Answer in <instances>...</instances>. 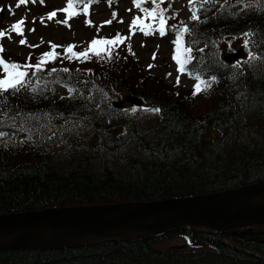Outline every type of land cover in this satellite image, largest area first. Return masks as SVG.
<instances>
[{"label":"trees","instance_id":"1","mask_svg":"<svg viewBox=\"0 0 264 264\" xmlns=\"http://www.w3.org/2000/svg\"><path fill=\"white\" fill-rule=\"evenodd\" d=\"M261 5L212 0L188 23L186 71L211 85L196 96L150 82L115 55L67 73L30 72L25 88L0 97V214L185 197L264 180ZM237 39L248 40L247 55L228 61L226 43ZM120 89L159 111L143 120L123 115L112 104ZM60 126L57 142L44 140ZM175 236L186 244L158 247ZM0 264H264V226L1 249Z\"/></svg>","mask_w":264,"mask_h":264},{"label":"rangeland","instance_id":"2","mask_svg":"<svg viewBox=\"0 0 264 264\" xmlns=\"http://www.w3.org/2000/svg\"><path fill=\"white\" fill-rule=\"evenodd\" d=\"M17 2L18 0H0V9H3L0 11V30L10 28L13 23L22 18L25 20L23 37L11 33L10 39L7 36L0 39V44L5 49L0 55L5 61L20 60L21 58L26 60L28 56H37L38 58L39 55L51 50V44L60 46L55 49L59 55H64L65 49L69 45H74V51L80 52L89 47V43L94 38L114 39L117 34H120L126 39L123 44L118 45L121 53L119 59L123 58L133 70L147 76L152 82H161L166 87L182 94L194 91L195 82L186 78L178 70L179 65L173 59L176 47L174 44L176 38L173 37L176 35V28L183 27L184 22L186 23L191 19L192 13L190 11L193 5L190 7L189 0H165L160 5L166 10L167 27L172 32L166 28L167 36L159 35L158 37L155 31L150 35H144L143 32L139 31L138 26L130 31L132 20L136 17H140L145 24H151L153 28L158 27L157 21L147 17L145 12L137 8L134 0H114L111 4L109 0H101L99 4L90 5L88 14H84L79 5L77 12L80 14L68 20L70 27L62 23L67 18V14L60 11L66 7L67 0H43V3L40 0L34 3L29 1L19 8L16 7ZM142 7L151 10L154 5L150 0H145ZM53 11L57 14L49 20L48 15ZM113 13H116L115 19H113ZM109 20L112 21L110 24L105 23ZM180 20H183V24L180 22L181 25L176 26V22ZM86 21H91V24H86ZM173 25L176 28H172ZM31 29H35V31H30ZM21 38L26 39L25 45L19 43ZM232 41L235 42L236 40ZM129 46L131 51H129ZM113 52L114 48L112 47ZM153 54H155V59H153ZM225 54L234 60L242 59L246 56V47L239 42L229 44L228 53L225 52ZM89 55L95 56L91 53ZM102 55L106 56L104 53ZM177 77H179V84H177ZM120 101L122 102L120 107L126 111L125 114H146L145 107L141 104L136 107L129 101L126 94L120 93L117 102ZM59 132L56 129L48 132L45 137H55L54 134ZM59 135L56 138H59ZM182 244H184V240L177 237L173 240L172 238L168 239L163 245L170 247ZM159 246L162 247L161 244Z\"/></svg>","mask_w":264,"mask_h":264},{"label":"water","instance_id":"3","mask_svg":"<svg viewBox=\"0 0 264 264\" xmlns=\"http://www.w3.org/2000/svg\"><path fill=\"white\" fill-rule=\"evenodd\" d=\"M264 181L194 197L152 202L71 206L0 215L1 248L55 246L73 238L107 239L150 235L181 226L225 230L264 223ZM48 231L55 237H41ZM71 243V242H70Z\"/></svg>","mask_w":264,"mask_h":264},{"label":"snow or ice","instance_id":"4","mask_svg":"<svg viewBox=\"0 0 264 264\" xmlns=\"http://www.w3.org/2000/svg\"><path fill=\"white\" fill-rule=\"evenodd\" d=\"M31 2H36V0H31ZM41 3H43V0H40ZM98 2V0H67V5L65 8L61 9L60 11L67 14V18L62 21L65 25H68V20L72 17L80 14L76 10V6L82 5V11L84 14L89 13V6L93 3ZM114 0H109V3H113ZM145 2V0H134L135 6L139 9H141L143 12H145L147 17H150L157 21L158 27L153 28L151 24H145L144 21L140 17H136L132 20V25L130 28V31L132 28H135L138 26L139 31L143 32L144 35H150L153 31H158L160 35L166 34V27H167V19L168 17L165 16V9L161 8L160 5L165 2V0H150V2L154 5V7L149 10L147 8H143L142 4ZM239 2V0H238ZM29 3V0H18L16 7L19 8L21 5H26ZM212 3V0H189L190 7L192 5H199V7L192 8V20H199L200 17L198 15L199 9L204 7L205 4ZM11 11V9H9ZM0 11H3V9H0ZM14 14V13H13ZM56 12L53 11L49 13L48 19L51 20L56 16ZM113 19L116 17V13H113ZM43 22V21H42ZM112 21H106L105 23L110 24ZM86 24H91V21H86ZM183 24V22H181ZM24 25L25 20L22 18L21 20L13 23L10 28L5 30H0V39H3L5 36H7L9 39L11 38V33H15L17 36L23 37L24 36ZM70 27V25H68ZM173 28H176L175 25L172 26ZM30 31H35V29H31ZM189 33V28L184 25L183 27L176 28V39L174 41L175 44V55L173 59L176 61V63L179 65V71L184 72L186 69L187 63L191 60V47H184V37L185 34ZM250 35V33H245V36ZM126 37L121 36L120 34H117L114 39H96L94 38L90 43L89 47H87L83 52H76L74 51L75 46L69 45L66 47V59L72 60H87L90 58L89 53L105 58L102 53L106 54L107 58H111L112 55V46L123 44ZM19 43L21 45H25L26 39L21 38L19 40ZM107 46V47H105ZM244 46L247 48L248 46V40H245ZM37 47V46H32ZM57 47H60L55 44H51V50L43 53L36 64L31 63H25L23 65L17 63V62H11V61H5L3 59V56L0 55V69H2V72H0V97H3L5 93L11 92L12 94H15L16 92H19L21 89L25 88L29 83V72L30 70L34 69L35 71L32 72V76H35L36 73H39L43 70V66L49 62H54L57 57L59 56V53L55 51ZM5 51L2 44H0V54H2ZM129 51H131V48L129 46ZM202 51V50H201ZM250 59H253V55L250 52L249 53ZM31 57H29V60ZM153 59H155V54H153ZM149 67H152L149 65ZM58 70L53 68L51 70L52 73L57 72ZM63 72L67 73L69 72V69L65 68L62 69ZM197 80V83L194 85V91L193 96L198 95L199 93L203 91H207L208 88L211 86L209 82L202 80L198 75L195 77ZM215 78H213L214 80ZM177 84H179V77H177ZM35 91V89H33ZM73 91L72 88H69V92L71 93ZM135 111V109H133ZM148 111H155L158 112L159 109H148ZM4 133L0 132V136H3Z\"/></svg>","mask_w":264,"mask_h":264},{"label":"bare ground","instance_id":"5","mask_svg":"<svg viewBox=\"0 0 264 264\" xmlns=\"http://www.w3.org/2000/svg\"><path fill=\"white\" fill-rule=\"evenodd\" d=\"M254 2H259L258 0H245V3L249 6V7H252V8H255V7H259L260 8H263V6L261 4H255ZM233 42V41H232ZM235 42H239V40L237 39ZM41 235H44L45 237L47 238H52V237H55L51 232H48V231H45L43 233H41ZM9 237L6 236V237H2L0 239V242H3L5 240H7ZM82 240H85V239H82Z\"/></svg>","mask_w":264,"mask_h":264}]
</instances>
